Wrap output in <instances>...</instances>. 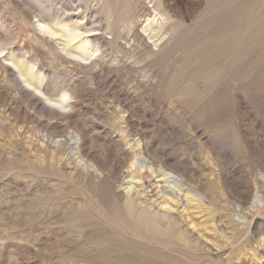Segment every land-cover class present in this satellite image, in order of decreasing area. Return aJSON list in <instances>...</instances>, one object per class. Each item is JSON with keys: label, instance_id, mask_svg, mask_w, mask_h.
<instances>
[{"label": "rangeland", "instance_id": "obj_1", "mask_svg": "<svg viewBox=\"0 0 264 264\" xmlns=\"http://www.w3.org/2000/svg\"><path fill=\"white\" fill-rule=\"evenodd\" d=\"M62 3L78 7L74 26L81 0H0L13 43L0 55V264H264V0H88L105 52L86 69L33 30ZM38 78L51 99L73 94L69 113L21 93ZM131 162L153 165L150 185ZM130 185L153 231L125 210Z\"/></svg>", "mask_w": 264, "mask_h": 264}, {"label": "bare ground", "instance_id": "obj_2", "mask_svg": "<svg viewBox=\"0 0 264 264\" xmlns=\"http://www.w3.org/2000/svg\"><path fill=\"white\" fill-rule=\"evenodd\" d=\"M61 1V0H60ZM84 3V8L85 9H81L80 13L78 14V16L76 17V19H74V26H71L69 23H71L72 18L74 17L75 14H71V12H75L79 9H77L78 7H72L70 6L68 3L66 4H61L59 6V10L61 11L62 14H60V16H57L56 19L54 20H50L47 21L43 16H35L36 18L39 17L38 20L35 21V26L33 25V30L34 31H38L39 33L42 34L43 38H44V42H55L57 43V46L60 47L61 51L63 52L62 54H64L63 58H66L65 60H68L69 63L71 64H77V66H82L85 67L84 69H86V67L89 68L90 64L95 61L98 58H100L104 52L102 50L101 47H99V45L102 46V44L104 43V39L102 37L97 38V36H100V33H93L96 29L94 28L95 25L96 27H100V25L98 23H96V21L94 20V18H92L90 16L88 12V7H87V1L88 0H81ZM54 2V1H53ZM94 2V0H93ZM47 4V3H46ZM77 4V3H76ZM95 4V3H94ZM93 4V5H94ZM98 4V3H97ZM15 5V4H14ZM45 5V3H44ZM20 7V6H19ZM48 7V5H47ZM51 7V6H50ZM98 7V6H97ZM41 9V8H40ZM2 10V9H1ZM28 10V9H27ZM30 10V9H29ZM49 10V9H48ZM47 10V11H48ZM32 11V10H30ZM35 12V11H34ZM38 12V11H37ZM40 12V11H39ZM58 12V11H57ZM7 13V11H6ZM2 12H0V18L2 16ZM46 14V12H45ZM49 14V13H47ZM41 15H44L41 14ZM51 15V14H50ZM8 16V15H7ZM47 16V15H46ZM125 16V15H124ZM31 17V16H29ZM55 18V17H54ZM32 19V18H31ZM49 19V18H48ZM1 20V19H0ZM138 20V19H137ZM149 20V19H148ZM26 21V20H25ZM49 22V23H48ZM150 22V21H149ZM157 23V22H156ZM7 24V23H6ZM141 24V23H140ZM159 26L161 25V23L159 22L158 24ZM1 28H4L3 26V22L0 23ZM147 26V25H146ZM7 27V26H6ZM126 27V26H125ZM148 27V26H147ZM103 28V27H102ZM98 30V29H97ZM133 30V29H132ZM8 31V30H7ZM104 31V30H103ZM2 32V31H0ZM93 33V34H92ZM123 34L124 32H119L117 34L119 39H123ZM126 34V33H125ZM96 35V36H95ZM130 35L132 36V33L129 32L126 37L124 39H128V37H130ZM2 36V35H1ZM0 36V55L3 53V50L1 49V47H10L11 44H13L11 42L12 37L11 34H9V37L7 38H3ZM5 36V35H4ZM117 36H111V38H107L110 40H106V42L108 44H113L116 45V40H117ZM38 38V36H37ZM40 38V37H39ZM133 41V40H132ZM36 42V41H35ZM145 42V41H144ZM141 43V42H140ZM38 44V43H37ZM118 44V43H117ZM13 46V45H12ZM105 46V45H104ZM135 47V45H133ZM25 48V47H24ZM52 48V45H51ZM54 48V47H53ZM71 49V51H70ZM117 49V47H116ZM132 49V48H131ZM2 50V51H1ZM55 50V49H54ZM24 51V50H23ZM26 51V50H25ZM53 51V50H52ZM125 51V50H124ZM122 49V52H124ZM152 51V50H151ZM17 52V51H16ZM21 52V51H20ZM120 52V49H119ZM129 52V51H128ZM27 54V53H26ZM58 54V53H57ZM139 54V53H138ZM126 55V54H125ZM105 56V55H104ZM62 57V55H61ZM153 57V56H152ZM17 58H20L21 61H23V58H25L21 53L17 56ZM31 58V57H30ZM141 58V57H140ZM64 60V61H65ZM113 60V59H111ZM110 60V61H111ZM127 60V59H126ZM115 61V60H113ZM11 64L14 65L13 61H10ZM67 62V61H66ZM68 63V62H67ZM117 63V62H116ZM120 63V62H119ZM21 64V62H20ZM31 63L26 64L28 68H23L21 65L16 64L15 62V68L17 69L18 73L20 74V76L24 79L25 83H28V79H35L34 78V73H33V68L35 66V64H32L30 66ZM131 64V62H130ZM129 63L124 64L126 67H131ZM133 64V63H132ZM69 65V64H68ZM95 65V64H94ZM98 65V64H97ZM123 65V64H122ZM77 66H75L77 68ZM9 68V72H12V67L8 66ZM87 68V69H88ZM99 68V67H98ZM139 68V67H138ZM4 69V68H3ZM93 70V69H92ZM99 70V69H98ZM100 71V70H99ZM103 71V70H102ZM131 71V70H130ZM8 72V74H9ZM108 72V71H107ZM92 73V72H91ZM99 73V72H98ZM101 75V74H100ZM75 76V75H74ZM78 77V76H77ZM44 78H38V87H29V90L32 92L31 94L29 93L28 89H22L21 93L25 96H30L35 98V104L37 106H40L41 108H47L49 110H53L56 112H59L61 114H67L71 111L68 100L70 99V95L72 94H68L67 91L62 92L60 96H58L55 99H51L49 97L46 96V93L41 90L39 87L41 86L42 82H43ZM52 80V79H51ZM50 80V81H51ZM56 80V79H55ZM64 81V80H63ZM69 81V80H67ZM65 84V83H64ZM49 86V85H48ZM50 88V87H49ZM56 89V88H55ZM70 89H68L69 91ZM77 90V89H76ZM50 91V90H49ZM72 91V90H71ZM73 95V94H72ZM76 95V94H75ZM69 109L66 111V108ZM38 109V108H37ZM72 118V117H71ZM53 139V138H52ZM71 139V138H70ZM56 140V139H55ZM53 141V140H52ZM57 141V140H56ZM83 142V141H82ZM72 143L75 145V150H77V152H80V149L82 147L81 145V140L79 138L77 139H73L72 138ZM59 144V143H58ZM64 144V143H63ZM143 149V148H142ZM144 150V149H143ZM148 151V150H147ZM70 153V152H69ZM77 153V154H79ZM138 153V152H137ZM142 153V152H141ZM87 155V154H86ZM143 156V155H142ZM101 157V156H100ZM69 160V159H68ZM99 160V159H98ZM101 161V160H100ZM99 161V162H100ZM96 162V161H94ZM74 163V162H73ZM94 164V163H93ZM104 164V163H103ZM75 165V163H74ZM84 165V164H83ZM98 165V164H95ZM114 165V164H113ZM100 166V165H99ZM120 166V165H119ZM85 167V166H84ZM90 167H93L92 165L88 164V167H86V172L89 173L90 171ZM112 167V166H111ZM114 167V166H113ZM122 167V166H121ZM120 167V168H121ZM124 167V166H123ZM122 167V168H123ZM94 168V167H93ZM99 168V167H98ZM104 168V167H103ZM117 169V168H115ZM128 171L131 172H135L139 177V179L141 180L142 186L144 187L145 185H150V181L149 179L154 177V174L156 173V170L153 168L152 164H149V166H137L135 165V163H130L129 166L127 167ZM78 171V170H77ZM102 171V170H101ZM122 171V170H121ZM127 171V172H128ZM161 171V170H160ZM178 172V171H177ZM176 173V172H175ZM180 175V174H179ZM130 176V175H129ZM161 176L163 177L162 179H159L158 181H163V179L165 180V182L168 181V183H170V187L172 189H177L178 191H180L178 188L180 186V184L182 185L183 180L182 177H179L177 175H175L174 173H167V172H162ZM124 177V176H123ZM125 178V177H124ZM133 178V177H132ZM113 179V177L111 178ZM126 179V178H125ZM131 180V179H130ZM133 180V179H132ZM152 180V179H151ZM118 181V180H117ZM164 182V181H163ZM123 183V182H122ZM160 183V182H159ZM132 184V183H131ZM153 184V182L151 183ZM157 184V183H156ZM255 184L258 186V190H261L264 187V180L262 179H257L255 180ZM124 186V185H123ZM154 186V185H153ZM138 188V187H137ZM153 188V187H152ZM158 188V186H157ZM126 194L129 195L131 192H133V194L135 195L134 199H131V201H127L125 204V210L128 211V215L130 216V218L139 223L141 226H143L145 229L151 230L153 231L156 227H155V218L157 213H153L150 211V209L152 208V205L149 203H146L145 201H142V197H144L143 195L145 193L144 190L143 192L137 191L135 188L132 187V185L128 186L125 188ZM247 190V188H246ZM259 196V195H258ZM159 197V196H158ZM250 197V191H244V198L247 200ZM264 197V195H263ZM186 202H189V194H186L184 197ZM261 198V197H260ZM258 199L259 203H262V199ZM252 199V198H251ZM111 200V199H110ZM118 200V199H117ZM120 201V200H118ZM116 201H114L115 203ZM137 204L136 207L132 208V203ZM117 204V203H116ZM144 204V206H143ZM240 205V204H239ZM245 206V205H243ZM261 206V205H260ZM240 207V206H239ZM242 207V206H241ZM253 204H251L249 206L250 208H253ZM121 208V207H120ZM118 210V209H117ZM124 210V212H125ZM156 210V209H155ZM257 210V209H255ZM159 212V211H158ZM161 212V211H160ZM115 213V212H114ZM113 213V214H114ZM123 214V213H122ZM123 216V215H122ZM114 222L115 219H113ZM112 221V220H111ZM253 223V222H252ZM161 227V226H160ZM164 227V226H163ZM165 228V227H164ZM160 229V228H158ZM122 231V230H121ZM159 233V232H157ZM248 234V233H247ZM166 235V234H165ZM162 237V236H161ZM122 238V237H121ZM163 238V237H162ZM123 239V238H122ZM107 241V240H106ZM122 241V240H121ZM103 243V242H102ZM260 247H264V241L260 240L259 242ZM109 246V245H108ZM104 247V246H103ZM115 248V247H113ZM109 249V248H108ZM120 249V248H119ZM104 250V249H103ZM121 251V250H120ZM110 252V251H109ZM104 253V251H103ZM107 254V253H106ZM105 254V255H106ZM113 254V253H111ZM103 255V254H102ZM101 255V256H102ZM110 255V253H109ZM108 256V255H107ZM106 257V256H105ZM104 257V258H105ZM99 258H101L99 256ZM107 258V257H106ZM108 260V259H107ZM109 264V263H108Z\"/></svg>", "mask_w": 264, "mask_h": 264}]
</instances>
